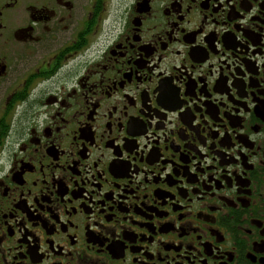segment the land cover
<instances>
[{"label": "flooded vegetation", "instance_id": "obj_1", "mask_svg": "<svg viewBox=\"0 0 264 264\" xmlns=\"http://www.w3.org/2000/svg\"><path fill=\"white\" fill-rule=\"evenodd\" d=\"M0 264H264V0H0Z\"/></svg>", "mask_w": 264, "mask_h": 264}]
</instances>
